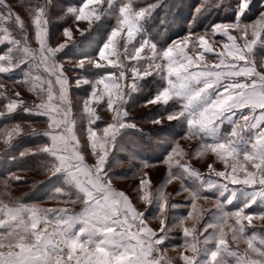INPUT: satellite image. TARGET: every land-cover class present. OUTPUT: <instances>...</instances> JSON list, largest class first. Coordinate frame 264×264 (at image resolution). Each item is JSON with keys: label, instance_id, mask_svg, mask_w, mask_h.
I'll return each mask as SVG.
<instances>
[{"label": "snow or ice", "instance_id": "snow-or-ice-1", "mask_svg": "<svg viewBox=\"0 0 264 264\" xmlns=\"http://www.w3.org/2000/svg\"><path fill=\"white\" fill-rule=\"evenodd\" d=\"M251 3L252 0H237L234 18L213 24L202 35L189 31L182 39L164 48L143 39L139 46H133L132 51H129V44L144 31V22L159 4H150L139 10L135 9L132 0L119 4L118 12L114 13L115 26L107 32L96 56L81 57L75 65L82 70L90 66L99 73L92 81L87 78L75 81L77 87L82 83L91 84V91L83 102V110L89 119L88 147L97 157L95 165L90 167L85 163L79 140L73 132L74 122L69 118L70 82L56 57L69 47V42L72 46L77 43L74 32H79L80 37L91 32L102 21L107 9L115 7L114 0H81L78 9L69 7L65 15L73 17L76 27L63 29L65 42L57 47L49 44L48 3L29 7L31 26L39 45L35 50L27 44L24 19L13 12L6 0H0V23L4 25L0 28L3 34L0 44L10 45L0 54V74H10L29 61L34 63L37 71L42 68L47 74L34 78L26 74L21 81L30 84L29 90L40 98V103L29 108L17 92L15 99H7L6 111L0 112V117L22 110L47 119L48 130L42 134L49 138V142L33 154L47 156L49 178L62 177L82 194L78 198L84 204L80 214L70 215L65 209H39L0 201L3 216L0 218V264H171L163 259L162 253L159 257L154 255L159 252L157 246L162 245L167 237V212L178 207L169 203L164 184L181 181V191L190 194L192 211L188 218L191 219L192 212L197 210L196 200L207 197L202 196L204 183L189 188L185 183L189 178L206 182L211 188L219 187L220 197H226L228 203L238 195L237 192H227L230 185L244 189L248 198L233 212L223 211V204L218 203L217 212L221 214L215 222L206 224L200 233L195 226L191 229L182 227L186 251L192 253H181L179 258L183 264H230L229 258H234L235 264H264V237L258 238L255 231L247 232L248 228H254L255 218L264 221V211H247L256 204L257 197L264 199V71L258 70L254 58L255 50L264 48V11L256 20L245 23L244 17ZM222 5L224 0L214 6L219 8ZM209 7L213 5L204 0L196 8L194 20ZM81 22L87 27L81 28ZM10 24L25 34L23 42L12 35ZM218 36L224 38L219 42L220 48L215 47ZM192 49L196 50L195 55L190 54ZM209 56L216 62L209 65ZM260 67L264 68V63ZM109 69L118 70V73ZM129 71L131 84L126 87L130 91L138 88V81L158 74L163 83L145 105L166 108L170 103L177 104V109L167 113V121L180 122L186 128V136H196L200 142L192 153L185 152L178 143L171 148L164 160L169 168L168 178L155 191H152L146 173L140 180V199L149 208L153 204L158 206L159 232L147 225L146 212L138 211L123 191L113 189L106 167L121 132L136 128L134 123L127 122L124 104L128 92L120 84V81L129 79ZM105 100L107 110L113 113L112 122L102 129V135H98L91 126L99 119L92 105ZM151 122L163 126L159 117ZM225 122L231 124L230 132L222 131ZM22 132L21 125L16 124L11 129L0 130V136L5 145H10ZM33 134L40 133L33 129ZM208 154L223 163L224 170H216L213 164H209L205 174L191 166V159L204 158ZM184 157L188 159L181 162ZM173 168L178 171H172ZM49 212L56 214V224L51 231L48 230ZM229 219L234 220L230 226L231 241L244 240L247 243L248 251L244 254L229 246V233L224 230ZM77 223L83 226L74 231ZM209 228L213 232L201 241L199 235ZM209 244L214 247H208ZM252 254L259 258H252Z\"/></svg>", "mask_w": 264, "mask_h": 264}, {"label": "rangeland", "instance_id": "rangeland-1", "mask_svg": "<svg viewBox=\"0 0 264 264\" xmlns=\"http://www.w3.org/2000/svg\"><path fill=\"white\" fill-rule=\"evenodd\" d=\"M52 1V2H51ZM180 2L182 0H132V3L136 10H139L140 8H145L150 4H159V7L155 9V11L152 13L151 17L147 19L144 22V31L137 35L135 40L131 43L129 46V51H132L133 46H139L141 41L143 39H149L152 42H155L158 46V48H164L171 44L174 41H177L179 39H182L189 31L194 32L198 35L204 34L205 30H210L211 26L215 23L220 22H227L234 18L235 15V7L234 5L237 3V0H224V5L221 7H215L219 0H209V3L213 5V7H209L206 11L203 12L202 15L198 16L194 20V16H196V8L199 7L204 3V0H186V4L183 6V11L181 12L182 16L180 18H176L173 16V10L171 9V3L172 2ZM48 3V13L50 19L52 21L63 22L67 21L71 22L72 16L71 15H65L66 10L69 7L74 8L75 6H78L79 4H69L66 3L63 5L64 0H6L7 5L11 7L14 13H18L22 19H24L25 24L28 25L30 21L29 16V10L27 8V3L31 6H35L37 3L43 5L45 3ZM51 2V3H50ZM57 2H60L57 3ZM122 2H128V0H114L115 7L111 9V13H117L118 12V6ZM20 3H23L22 6ZM264 11V0H252L251 6L249 11L245 14L244 22L249 23L251 21H254L257 19L259 14ZM48 16V17H49ZM64 17V18H63ZM115 20L116 15L114 14ZM61 18V20H59ZM155 19L156 20L155 22ZM185 19V21L183 20ZM181 20V21H180ZM162 21H165V23H161ZM174 22L178 23L180 25L182 36L175 38V39H168L169 34L171 32V28L176 27ZM156 29L154 30L152 26L156 25ZM68 24V25H69ZM174 24V25H173ZM173 25V26H172ZM4 25L0 23V28H3ZM9 29L12 32L13 36H17L20 34V30L15 28L14 25H8ZM163 27L165 30L159 32L158 30ZM27 32L30 33V29H27ZM61 32V31H60ZM59 32V33H60ZM58 33V34H59ZM235 34V33H234ZM3 38V34L0 33V39ZM211 40L212 38L209 37ZM223 37H216V45L215 47L220 48V41L223 40ZM7 43L0 44V53H4L7 51L8 48ZM191 48V46H190ZM255 55V61L258 67V70L264 71V68H261L260 65L264 63V48H257ZM147 49L145 50V55H147ZM190 54L195 55L196 50L192 49ZM214 57L209 56L207 59V63L209 65L215 63ZM143 64V62H141ZM0 83L4 84V88L6 90H11V85H7L0 81ZM163 81L160 79V76L158 74H154L144 81L143 89H141L136 96L139 98L141 97H152L154 93L158 90V88L161 86ZM142 103V102H141ZM153 106L149 105H140L136 110L137 114H147L148 115V123L154 118L156 115L161 116L163 118L162 125H149V129L145 126L143 128H146L145 130H141V133L133 132L132 137L130 138V141L132 143V146L138 153H143L144 147H149L150 149H156V154L152 157L150 154H145L143 156L146 159V163L142 164L141 166H137L136 169H131L130 173L132 174V183H129V181L121 182L117 186L124 188L126 191H132V193L129 195L132 202L138 206V208L141 211L146 212V222L147 225L157 232H159L160 228V214L158 212V206L156 204H153L150 208L148 205H146L141 199L140 195L141 193L138 191L140 180L144 177V174L146 173L147 176L150 178L151 181V189L152 191H155L158 187L162 185V182L166 181L168 178V172L169 168L164 163V160L166 159L167 155L171 151V148L175 146V144H179V146L185 150V152L192 153L194 149H196L199 146V140L196 136L187 137L186 136V128L183 124H181L178 121L169 122L166 119V115L168 112H171L175 109H177L178 105L175 103H170L166 108L161 105H156L155 110H152L153 112L151 114H148L147 112L150 110H146L149 108H152ZM145 111V112H144ZM0 112H3L2 109H0ZM246 114V113H245ZM239 119V116L237 117ZM146 124V123H145ZM231 124L228 122H225L222 131L227 133L231 131ZM25 130H29L26 128ZM32 141L36 144L34 148H29L27 150L23 151V155H27L30 153H37L38 148L42 146L44 143V139L40 135H36V137H31ZM2 139V140H1ZM0 140L3 141V137L0 136ZM3 143V142H2ZM154 147V148H153ZM14 154L13 148H9L5 151V165H3L0 169L1 172L6 173L7 177H5V180L7 183H10V181H15L14 178L10 179L9 177H20L19 181L25 180V186L21 188L20 191L8 189L5 188V186L0 185V189L2 192H4V196L8 200L9 205L13 204H23L27 206L37 207L39 209H51V210H58L61 208H65V206L69 207L71 211H74L75 206L77 204H80V199L77 200L75 195L71 193V189H68V196H65V189L68 187L64 180H62L60 177L55 179V183L58 184L57 189L52 190V197L45 200L43 203L40 204H25L19 201L18 198L12 197L16 194H21L22 196H29L32 195V193H35V195H39L38 186L40 183L45 181V179L49 176L47 174L46 169H42L41 174H35L32 172H25L23 174L18 173H9L8 174V167H12L11 169H14L15 166H17L19 163L17 160H14L10 162L8 158H10ZM16 155V153H15ZM157 160L159 159L158 164H153L152 166L148 163H150L151 160ZM174 159H180V157H175ZM188 157H184L181 162H184L187 160ZM242 162V157L240 158ZM148 160V161H147ZM154 162V161H153ZM48 162L44 164L45 168ZM191 166L197 170H199L201 173H208V165L213 164L216 170H224V165L220 161H218L214 155L208 154L204 158H193L190 160ZM38 164H41V162H38ZM135 166V165H134ZM172 171L176 172L177 169L173 168ZM40 172V170H39ZM22 177V178H21ZM208 177L205 176V181H207ZM213 179H216L213 177ZM3 182H0L2 184ZM185 183L188 185L189 188H195L197 184L204 183V189L202 191V196L207 197V199L200 198L196 200V206L197 210L192 212V218H188V213L192 211L191 208V198L190 194L187 191H181V181L179 180H173L171 183L164 184V194L168 196L169 203L170 204H176L178 205L175 209H169L167 212V221L166 226L168 227V233L167 237L165 239V242L162 245L157 246L159 249L158 253H155L154 255L158 256L162 253L163 259L165 261H171V264H183L182 260H180L181 253L186 255H191L192 253L190 251H186L185 245H186V238L183 236L182 227H188V228H195L197 229V232L200 233L203 227L208 223H213L216 220V217L220 215L221 213L217 212V204L222 203L223 204V211L225 212H233L238 210L240 207L243 206V204L247 201V193L244 191V189L239 188L237 186H229L227 189V192H237L238 195L234 196L232 198V202L228 203L226 197H220V188H211L208 186L206 182L203 181H197L196 178H189L185 181ZM179 192L180 194L177 195L176 193ZM130 193V192H129ZM70 197V198H69ZM264 202V200H261ZM248 212L251 213H259L261 211H264V206L260 202H256V204L252 205L251 208L247 209ZM50 216V215H49ZM51 217V216H50ZM50 217H48L50 222ZM247 223V222H245ZM234 224L233 219H229L228 223L224 225V230L226 233H229V246L232 248V250L239 252L241 254H244L248 251L247 249V243L244 240H240L237 242H233L230 239V226ZM257 224L260 225V228L264 226V221H260L258 218H255L253 220V228H248L247 232L248 234H251L253 231L257 233L258 238L264 237V230H260V232L257 230ZM48 230L51 231V229L48 227ZM2 231V230H0ZM213 232V229L209 228L207 231H203L202 234L199 235V239L203 241V239L207 236H209ZM190 239V238H189ZM208 247H214L213 244H209ZM252 258H259L256 257L255 254H252ZM230 264H235L234 258H229Z\"/></svg>", "mask_w": 264, "mask_h": 264}, {"label": "crops", "instance_id": "crops-1", "mask_svg": "<svg viewBox=\"0 0 264 264\" xmlns=\"http://www.w3.org/2000/svg\"><path fill=\"white\" fill-rule=\"evenodd\" d=\"M57 3L60 4V2H57ZM79 6L80 4L78 6H75L74 8L78 9ZM105 8L107 9L106 4H105ZM59 20H61V18ZM50 24L51 22L49 21V17H48V32H49ZM79 26L81 28L87 27V25L83 22H81ZM113 26H115L114 13L113 12L111 13V9H107L102 21L98 25H96L91 32L87 33L86 36L80 37L79 32H74V39L77 41V43L72 46L71 42H69V47L66 48L62 53H59L56 57V62L63 65L64 74L68 77L69 82H70L69 98H70V109L71 110L69 113V118L74 122L73 132L75 133L76 137L79 140L80 151L85 157V163L89 165L90 167L95 165L97 157L92 154L90 147H88L87 128L89 127V119L87 117V114L83 110V102L88 97L91 91V84L82 83L79 87H77L75 81L78 78H87L88 80L92 81L95 79L96 75H98L99 73H98V70L92 69L90 66L82 70V69L76 68L75 65L78 59L81 57L96 56V54L100 50L101 45L103 44L105 40L107 32ZM75 27H76V24L73 23V17H72L70 24L65 26L64 28L75 29ZM28 28L30 29L31 32L30 33L27 32V44L30 48L34 50L38 49L39 45L35 40L34 30L31 26V18H30L29 24L27 25V29ZM63 29L56 37H54L55 33L52 32V35H51L49 32V44L52 47H57L60 44L65 42V37L63 36ZM24 35H25L24 33L20 32L19 35L15 36V38L23 42ZM130 45L131 43L129 44V46ZM0 54H3V53H0ZM109 71H117L118 73V70L109 69ZM26 74H30V77L32 78H34L37 75H42V76L47 75L46 73L43 72L42 68L39 71H37L34 63H32L31 61L22 64L19 68L13 69L12 73L10 74H0V81L4 82L6 86L11 85L12 87L11 90H6L4 88V84L0 83V109H2L3 112L6 111L4 105L7 103V99L8 98L15 99L16 98L15 94L17 92L20 93L19 98L23 99L26 102L25 106L29 108H31L34 104L41 102L40 98H38L34 92L29 90L30 84L21 83V81L25 79ZM128 76H129V79L127 81H120V84H121V87L126 92H128V95L126 97L127 102L124 104V110H126L128 113L127 122L134 123L136 125V128L135 129H125L121 132V134L118 136L116 140L115 149L111 151L108 164L106 167H107L108 175L111 177V185L113 189L116 191H123L129 197L130 201L132 202L129 196L132 193V191L131 190L126 191L124 188L119 187L117 185L120 184L122 181L123 182L129 181V183H132L133 173H130V171L132 170L128 168L130 167V168L136 169L137 166H141L142 164H145L146 159L143 156H145L146 152L148 154V151L146 150V148H144L143 150L144 154L138 153L136 149L133 148L130 138L132 137L133 132L141 133L142 132L141 130H145L146 128H143V126L145 127L147 125L146 127L149 129V127H151L152 125H157L151 122L153 119L159 117L163 120V118L161 116L157 117L155 115L154 118H152V120L150 121V123H148L149 117L146 113L145 114L136 113L137 111L136 109L142 104L145 105V101L150 99V97H142V99L140 97L138 100V97L136 96V94L141 89H143L144 81L146 79L142 81H138L137 82L138 88L135 91H130L126 87V85L131 84V72L130 71L128 73ZM148 105L150 106V104ZM152 106H153L152 108L146 109V110H150L147 112L148 114H151L153 112L152 110H155L156 105H152ZM92 107L96 108V112H97L99 119L91 126L97 130L98 135H102V129L106 126L107 123L112 122L113 113L107 110L106 100L105 102H102L98 105L93 104ZM19 116H24V117L27 116V120L21 121L19 120ZM6 117H18V120L13 121L11 124H9L7 127H4V128L11 129L16 124H19L23 128V132L19 136L14 137L10 145H5L3 143L4 146L9 147L11 145H14L17 141H19L21 138L26 137V136L36 137V135L33 134V129H35V132L40 133L39 135L43 137L44 143L42 144V146L49 142V138L42 134L44 131L48 130V121L46 118L30 115V114L25 113L22 110H18L16 113H13L11 115L0 117V120L5 119ZM26 128H28L29 130H25ZM159 162H160L159 159L157 160L153 159L148 164L152 166L153 164H158ZM56 177L59 178L60 176H56ZM60 178L63 180L62 177ZM67 186L68 187L65 189V192L67 194L69 192V190L67 189H71L77 198L82 195L78 193V190L75 189L74 186H71L68 184ZM65 196H68V195H65ZM261 200H264V199L257 197V202L262 203L264 206V202ZM80 201L81 203L75 206L74 211H71V209H69V207L67 206L61 209L67 210V213L70 215L80 214L84 209V204L82 202V199H80ZM132 204L138 211H141L136 204H134L133 202ZM25 207H32V206L26 205ZM49 215L48 217H50L51 220L49 222L48 227L52 230V228H54L56 224V214L54 212H49ZM0 218H3L2 214H0ZM82 226L83 225L81 223H77L74 226V231H78L79 228ZM260 230H264V226L261 229L260 225L257 224L256 231L260 232Z\"/></svg>", "mask_w": 264, "mask_h": 264}, {"label": "trees", "instance_id": "trees-1", "mask_svg": "<svg viewBox=\"0 0 264 264\" xmlns=\"http://www.w3.org/2000/svg\"><path fill=\"white\" fill-rule=\"evenodd\" d=\"M66 3L69 4H80L81 0H64L63 5H65ZM22 6L23 3H20ZM186 4V0H182L180 2H172L171 3V9L173 10V16H175L176 18H180L182 15V11H183V6ZM30 4L27 3V8L29 10ZM49 14V13H48ZM49 16V15H48ZM51 16H49V21L51 22V24L49 25V32L52 35V32L55 33L54 37H56L58 35V33L69 24V22H58V21H52L50 19ZM158 19H155V22ZM185 21V19H183ZM181 21V20H180ZM111 24V23H110ZM174 24L176 25V27H172L171 28V32L169 34V38L168 39H175L178 38L180 36H182L183 34L181 33L180 30V25L176 22H174ZM173 24V25H174ZM172 25V26H173ZM111 26V25H110ZM157 26L156 25L152 26L153 29L155 30ZM165 30L163 27H161L158 31L161 32ZM18 117H6L5 119L0 120V130L6 129L4 127H7L9 124H11L13 121H17ZM19 120H23L26 121L27 120V116H19ZM31 137H23L21 138L19 141H17L14 145H11L9 147H6L3 145L2 143V139L0 140V169L3 165H5V151L8 150L9 148H13L14 150V154L8 158V160L10 162L17 160L18 161V165L14 167V169H11L12 167H8V174L10 173H18V174H23L25 172H32L35 174H41L42 173V169H46L44 164H46V162H48L49 158L45 155L42 154H27V155H23V151L27 150L29 148H34L36 146L35 141L33 142L31 140ZM146 148V150L148 151V154H150L151 156L155 155L156 153V149H150L149 147H144ZM154 148V147H153ZM16 153V155H15ZM35 153V152H34ZM21 154V155H19ZM38 162H41V164H38ZM40 170V172H39ZM7 173V172H6ZM3 173L0 171V182H3L2 186H5V177H7V174ZM57 177L56 176H52L49 178V176L45 179V181H43L42 183L39 184L38 186V190H39V195H35V193H32V195H29L27 197L22 196L21 194H16L13 195L12 197H16L19 199V201H21L22 203L25 204H40L43 203L45 200H47L48 198L52 197V190L57 189L58 184L55 183V179ZM25 180L22 181H10V183H7V188L8 189H13V190H18L20 191L21 188L23 186H25ZM68 190V189H67ZM72 194L73 191H71ZM4 196V192H2V190L0 189V200L3 201L4 203H7L8 200L3 197ZM76 197V196H75ZM77 200H79V198L76 197Z\"/></svg>", "mask_w": 264, "mask_h": 264}]
</instances>
